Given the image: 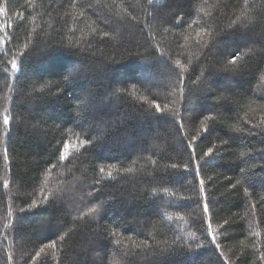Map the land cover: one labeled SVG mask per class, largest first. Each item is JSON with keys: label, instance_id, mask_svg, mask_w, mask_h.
I'll use <instances>...</instances> for the list:
<instances>
[{"label": "trees", "instance_id": "obj_1", "mask_svg": "<svg viewBox=\"0 0 264 264\" xmlns=\"http://www.w3.org/2000/svg\"><path fill=\"white\" fill-rule=\"evenodd\" d=\"M0 9V264H264V0Z\"/></svg>", "mask_w": 264, "mask_h": 264}, {"label": "snow or ice", "instance_id": "obj_2", "mask_svg": "<svg viewBox=\"0 0 264 264\" xmlns=\"http://www.w3.org/2000/svg\"><path fill=\"white\" fill-rule=\"evenodd\" d=\"M0 11H3V9H0ZM5 27H7V25H5ZM235 61H236V58H235V56H234L232 62L235 63ZM11 67H12L13 69H16V68H17V64L15 63V61L12 62ZM157 108H159V105H157ZM3 124H4L5 126H7V125L10 124V117H9L8 115H4V116H3ZM69 148H70V146H69L68 144H65V145H64V147H63V152H62V154L60 155V159H61V160H64V159H67V158H68ZM5 151H7V150H5ZM211 151H212V150L209 149V153H211ZM100 172L103 173V172H104V168H101V169H100ZM108 175L110 176V175H111V172H109ZM199 183L201 184V186H203L204 181H203V180H200ZM233 187H235V185H233ZM203 210H204L205 212H207V211L209 210V208H208V204H207V203H205V204L203 205ZM90 211H93V212H94V211H96V209L93 208V209H91ZM208 227H209V229H210V228H211V225L209 224ZM214 239H215V237H213V240H214ZM50 247H55V244L50 245ZM216 247L219 248V245H216ZM261 259H264V256H262Z\"/></svg>", "mask_w": 264, "mask_h": 264}]
</instances>
